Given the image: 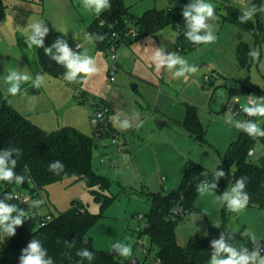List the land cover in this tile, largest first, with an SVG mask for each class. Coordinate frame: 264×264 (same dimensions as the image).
I'll return each mask as SVG.
<instances>
[{
    "label": "rangeland",
    "instance_id": "374dc122",
    "mask_svg": "<svg viewBox=\"0 0 264 264\" xmlns=\"http://www.w3.org/2000/svg\"><path fill=\"white\" fill-rule=\"evenodd\" d=\"M123 2L138 18L150 10L179 6L178 0ZM210 2L219 13L212 21L218 36L215 43L198 45L191 51L183 52L175 45L179 32L167 27L154 35L133 39L131 43H120L115 51L119 67L114 72L111 70L115 64L111 50H99L96 42L89 43L85 39L89 25L100 15L86 11L82 0H6V18L0 24V90L8 102L47 132L72 127L93 136L100 122L109 121L116 135L97 138L93 151L92 169L97 175L109 179L108 189L67 179L46 187L40 196L43 203L39 206L30 204L31 209L39 208L43 216H58L71 209L73 204H78L91 214L100 216L89 234L97 250L112 253V245L122 242L132 247V258L120 256L123 261L138 259L141 264H155L157 249L145 234V217L151 209L146 194H168L177 189L192 162L204 168L209 180L215 169L220 170L224 166L226 189L230 182L233 183L236 166L227 165L224 156L241 131L226 123V112L231 107L236 119H248L241 106L255 96L246 89V83L264 88V32L257 39L244 28L223 19L225 6L242 11L253 5L254 0ZM37 20H44L49 28L47 35L51 45L57 38L66 40L73 51L76 44H81L82 49L75 52L87 51L95 57L101 73L80 83H69L43 74L44 86L36 89L29 81L21 86L20 94L9 95L4 78L10 70L25 72L33 77L35 46L29 48L26 44L24 28ZM254 20L256 23L257 18ZM259 20L264 27V14L259 13ZM129 25L135 30L133 23ZM241 44L247 45L248 53L258 50L259 59L253 60L247 53L246 66L241 67L237 59ZM160 46H164L166 52L179 53L190 64L196 65L199 72L187 81L174 79L167 70L157 72L149 61L150 47ZM32 90L37 93L32 94ZM187 105L197 108L206 130L204 144L191 139L179 124L186 117ZM102 112H105L104 119H97V113ZM117 112L125 113L120 119H128L134 127L126 131L114 127L110 118ZM134 112H139L140 116L137 118ZM160 120L167 122L161 128L158 125ZM252 120L264 127V117ZM141 121L143 126L136 129L135 125ZM104 133L102 130L99 134L104 136ZM124 146L125 149L119 151ZM253 151L255 156H251V161L261 165L264 143H256ZM2 183L0 181V197L4 192ZM13 190L27 193L22 186ZM93 192L113 197L114 201L102 209ZM216 194L219 195L217 189ZM250 204L239 214L228 212L225 208V222L227 230L234 232V239L230 242L252 251L254 245L242 233L247 229L260 240V248L264 246V208ZM195 205L200 214L184 215L177 222L175 233L181 246H186L194 236H207L210 225L221 226L224 221V208L215 203V195H199ZM0 234L4 241L8 240L3 232Z\"/></svg>",
    "mask_w": 264,
    "mask_h": 264
},
{
    "label": "trees",
    "instance_id": "16d2710c",
    "mask_svg": "<svg viewBox=\"0 0 264 264\" xmlns=\"http://www.w3.org/2000/svg\"><path fill=\"white\" fill-rule=\"evenodd\" d=\"M178 1L179 6L176 8L150 10L138 18L130 13L123 0H110L111 9L96 18L89 25L87 33L104 35L105 39L102 42H96V45L99 50H107L111 44L118 47L122 42L131 43L133 39L137 40L144 35H154L162 29L171 27L179 32L175 45L183 52L191 51L198 45L192 44L184 36L185 21L181 15L182 8L190 0ZM253 4L259 6L261 0H254ZM6 10V0H0V24L6 18ZM241 12L238 8L225 6L226 14L223 19L244 28L257 39L260 38L264 27L260 23L259 13L255 17L257 18L256 23L249 21L241 24L238 20ZM218 14L216 13V15ZM101 21H103L102 25ZM129 23H133L136 30H134L136 36L133 38L126 37L127 32L133 30ZM113 34H116L118 39L113 40ZM50 43V38L46 35L44 38L45 47L51 46ZM246 46L241 44L238 47L237 59L241 67L246 66L248 53ZM35 54L36 61L32 65L33 79L37 74H49L52 77L64 79L65 69L45 55L43 48L35 47ZM117 66L119 67V64ZM246 89L255 97H264V88H258L247 82ZM180 125L187 131L191 139L200 144L205 143L206 130L199 119L196 107L186 106V117ZM102 130L105 131L104 136L99 134ZM115 136V130L109 121L100 122L99 126L95 128L93 136H87L72 127L47 132L20 114L7 99L2 101L0 105V150L5 148L22 149L19 157H16L15 154L13 157L17 159L15 171L17 174L26 175L27 179L21 186L30 195L27 203H17L14 199L7 202L28 211L31 219L26 220L22 226L18 227L16 235L8 237L6 241L0 234V264H19L21 250L26 248L33 238L41 242L54 264H62L59 258L65 254L68 255V261L65 264H126L120 256L116 257L111 252L100 251L94 247L93 239L89 234L100 218L99 215L91 214L84 207L73 204L71 209L58 216H53L52 220L41 227L39 225L41 220L36 216L39 208L31 209L30 207L31 201L40 200L42 191L46 187L67 179L83 181L90 187L97 186L101 189H108L109 179L99 176L93 171L92 158L97 138ZM258 142L264 143V138L253 139L241 131L239 138L230 145L224 156L227 165L235 164L236 166L232 176L233 183L241 176L248 177L246 191L254 196L259 195L264 179V168L254 164L249 155L250 150L253 151ZM56 160L65 165L64 171L59 175L49 171V164ZM220 170L225 172L224 166H221ZM194 176L199 177L200 180L206 177L204 168L192 162L177 189L168 194H146L151 209L145 217V222L147 235L151 244L157 249L155 264H209L212 253L211 241L219 238L222 231L230 232L226 227L224 208V221L219 228L210 225L207 236H194L186 246L179 245L175 233L178 220L182 219L184 215L201 213L195 205L199 194L195 187L198 181L193 179ZM226 182L227 173L218 182L217 192L219 195H222L226 190ZM2 185L4 188L2 198H5V193L15 194L13 190L16 187L15 184L3 181ZM93 193L96 202L102 209L114 201L113 197L103 193ZM178 207L182 208L183 213L176 215L174 211ZM85 239L87 243H84ZM65 241H75V246L69 247ZM81 248L91 251L94 259L88 261L77 256L76 253Z\"/></svg>",
    "mask_w": 264,
    "mask_h": 264
},
{
    "label": "clouds",
    "instance_id": "9594fccd",
    "mask_svg": "<svg viewBox=\"0 0 264 264\" xmlns=\"http://www.w3.org/2000/svg\"><path fill=\"white\" fill-rule=\"evenodd\" d=\"M82 5L86 11L93 12L97 16L112 7L110 0H82ZM258 13L264 14V4L259 6L253 4L245 7L238 20L241 24L249 21L255 23L254 18ZM181 15L185 21L184 36L189 42L194 45H208L218 40L213 25L210 23L217 19L215 6L210 0H190L182 8ZM102 24L103 21H101ZM24 33L26 36L25 42L29 48L33 46L43 48L45 55L65 69L63 74L65 81L69 83L87 82L101 73L102 69L95 57L89 55L87 51L80 53L73 51L64 39L57 38L51 46L45 47L44 38L49 33V28L45 26L44 20L28 23L27 27L24 28ZM85 39L89 43L102 42L105 36L86 33ZM77 47L80 48L81 45L79 44ZM150 49L149 61L155 66L157 72L167 70L174 79H183L185 81L199 72V68L196 65L190 64L187 59L175 51L166 52L164 46L150 47ZM248 55L253 60H258L260 53L258 50H250ZM4 79L8 85L7 93L11 96L20 94L21 86L26 82L31 81L32 86L36 89L45 84L44 75L37 74L33 79L30 74L17 70H10ZM241 109L247 117H264V97H250L247 104L241 106ZM134 114L137 118L140 116L139 112H134ZM122 115H125V113L117 112L110 118L113 126L120 131L132 129L134 125L128 119L121 120L120 117ZM97 116H100V113H97ZM226 116V123L233 125L250 138H264V127H261L257 122L251 119H236L231 107L226 112ZM142 126L143 121L135 125V128L139 129ZM21 153L22 149L19 148L0 150V181L15 184L16 186H21L26 181V175L17 174L15 171L17 159L13 157L14 154L19 157ZM249 154L251 155V150ZM64 168L65 165L59 160L49 164V171L56 175L63 172ZM225 176L226 173L223 170L217 169L213 171L211 180L207 179V177L200 180L199 177L194 176L193 179L198 181L195 185L196 191L200 196L215 195V203L217 205L226 208L228 212L239 214L247 208L250 202V196L246 191L248 177L241 176L235 183L230 182L222 195H217L218 182ZM4 195L5 198L0 200V232H3L5 236L12 237L16 235V229L22 226L26 220L31 219V216L28 211L18 207L16 204L7 202L17 198L14 193H5ZM25 202L27 203L28 201L26 200ZM30 203L32 206H39L43 202L34 200ZM214 226L219 228L218 225ZM233 233L232 231H222L219 238L211 241L212 253L209 264H264V256L260 254V240H257L254 234L245 229L242 236L250 238L254 245L253 250L249 251L243 245L237 247L230 242L234 239ZM65 243L69 247L75 246V241H65ZM84 243H87L86 239ZM112 250L125 259L132 258V247L130 244L117 242L112 245ZM76 255L88 261L94 259L93 253L87 248L79 249ZM19 264H54V262L48 256L47 250L41 242L33 238L27 247L21 250Z\"/></svg>",
    "mask_w": 264,
    "mask_h": 264
},
{
    "label": "built area",
    "instance_id": "2783aa9c",
    "mask_svg": "<svg viewBox=\"0 0 264 264\" xmlns=\"http://www.w3.org/2000/svg\"><path fill=\"white\" fill-rule=\"evenodd\" d=\"M86 35V34H85ZM136 36V33L134 32V30H129L128 32H127V34H126V37L127 38H133V37H135ZM112 39L113 40H116V39H118V36L116 35V34H113L112 35ZM77 45H79V43L78 44H76L75 45V47H74V51H79V50H81L82 49V45H81V47L80 48H78L77 47ZM116 48H117V46L115 45V44H111V46H110V50H111V53H112V55H111V58H112V60L115 62V64H114V66H113V68L111 69L112 71H114V72H116L117 70H118V66H117V55H116V53H115V51H116ZM112 81H113V79H111ZM104 116H105V112H102V113H100V116H97L98 117V119H103L104 118ZM256 118H258V117H248V119H256ZM116 141H115V139H114V143H115ZM123 150V147L122 148H119V151H122ZM250 155V154H249ZM251 155H253V151H251ZM250 155V156H251ZM15 195H16V199H14L17 203H21V202H25L26 200L27 201H29V198H30V195L28 194V193H20V192H15ZM183 213V211H182V208L181 207H178L175 211H174V214H182ZM31 216V215H30ZM36 216L37 217H39L40 218V220H41V222L39 223V225L42 227V226H44L47 222H49L50 220H52V218H53V216L52 215H47V216H43L41 213H40V210H38L37 212H36ZM29 220V219H28ZM261 253H263L264 254V248H261Z\"/></svg>",
    "mask_w": 264,
    "mask_h": 264
},
{
    "label": "crops",
    "instance_id": "0c3cea01",
    "mask_svg": "<svg viewBox=\"0 0 264 264\" xmlns=\"http://www.w3.org/2000/svg\"><path fill=\"white\" fill-rule=\"evenodd\" d=\"M75 47V46H74ZM80 51V50H79ZM4 99H7L6 96L1 92L0 90V105L2 103V101ZM28 118V117H27ZM29 119V118H28ZM31 120V119H30ZM33 122V121H32ZM34 123V122H33ZM35 125L37 124V126H39L40 124L38 122L34 123ZM180 124V123H179ZM44 130V129H43ZM123 149H125V146L123 147ZM252 157L255 156V152L253 151V155H251ZM261 162H262V166L264 167V158H261ZM250 196V202L251 204H254L253 206H256V207H261V208H264V179H263V182H262V185H261V188H260V192H259V197H256V196H251V194L249 195ZM2 197H0L1 199ZM250 204V205H251ZM264 241V240H262ZM264 248V246L262 247Z\"/></svg>",
    "mask_w": 264,
    "mask_h": 264
},
{
    "label": "water",
    "instance_id": "95a60500",
    "mask_svg": "<svg viewBox=\"0 0 264 264\" xmlns=\"http://www.w3.org/2000/svg\"><path fill=\"white\" fill-rule=\"evenodd\" d=\"M32 94H36L37 91L36 90H32L31 91ZM167 122L166 121H163V120H160L158 121V125L159 127H163ZM4 198H1L0 200H3ZM147 229L145 230V234H147ZM116 257H119L118 253H116L115 251L112 252ZM60 262L62 264H65L67 261H68V255L65 254L63 256H61L60 258ZM126 264H141V262L138 260V259H132V260H129V261H125Z\"/></svg>",
    "mask_w": 264,
    "mask_h": 264
}]
</instances>
